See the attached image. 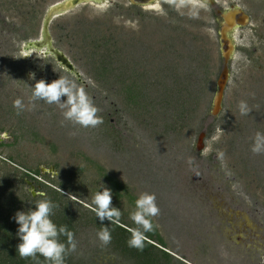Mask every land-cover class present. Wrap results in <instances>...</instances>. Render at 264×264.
<instances>
[{"label": "rangeland", "instance_id": "374dc122", "mask_svg": "<svg viewBox=\"0 0 264 264\" xmlns=\"http://www.w3.org/2000/svg\"><path fill=\"white\" fill-rule=\"evenodd\" d=\"M56 1L0 0V129L4 135L0 178L16 188L24 171L17 164L31 170L54 166L56 174L41 176L67 182L71 194L65 193L72 209L80 213L83 207L91 216L92 196L103 183L112 190V205L131 226L135 224L129 213L136 198L151 192L160 209L153 224L175 264H264V154L251 151L255 133L264 132V0L80 4L49 25L52 45L67 56L78 76L51 55L25 47L27 40L38 37L42 16ZM230 5L242 8L249 22L234 30L235 52L223 107L213 116L210 106L221 67L215 10ZM105 18V27L118 26L139 47L142 41V49L129 52L144 53V69L156 71L153 82L166 77L157 71L160 65L170 68L171 78L184 84L191 80L194 88H202V96L199 91L183 120L177 107L167 106L162 92L150 87L144 104L130 100L122 90L108 91L98 85L85 73L88 64L71 56L72 46L71 52L84 57L83 43L62 36H68L77 23H99ZM57 26L62 30L55 31ZM30 72L35 79L29 78ZM59 75L86 91L99 109L101 124L81 127L65 120L58 105L44 101H37L34 110L16 114L14 99L22 98L27 104L36 80L51 82ZM160 75L164 77L159 79ZM241 100L252 108L246 116L238 110ZM202 130L203 146L197 150ZM31 182L33 189L30 185L24 189L36 196L41 184ZM98 231L91 222L78 226L74 258L84 264H130L110 243L101 244Z\"/></svg>", "mask_w": 264, "mask_h": 264}, {"label": "trees", "instance_id": "16d2710c", "mask_svg": "<svg viewBox=\"0 0 264 264\" xmlns=\"http://www.w3.org/2000/svg\"><path fill=\"white\" fill-rule=\"evenodd\" d=\"M102 21L99 23L96 21L85 22L86 24L83 25L77 23V28L74 26L70 29L71 32L67 34L68 36H62L65 39L71 38V40H79L83 43L80 44V48L83 50L81 53L84 57L78 55L77 52H71L72 46L68 51H70L71 56L75 60L84 61L88 64L90 68L85 70L87 76L108 91H124L130 100H137L141 104H144L147 100L149 88L153 87L151 91L162 92L163 100L168 103L167 106L178 108L183 120L184 116L186 117L188 111L191 110L190 103L198 99L199 91L200 96H202V88H194L191 80L184 84L182 79L179 81L174 77L171 78L170 73H167L170 68H167V70L165 66L160 65H158L157 71H160L161 74L165 73L164 76L166 77H161L160 75L159 79L163 77L164 79L153 82V79H156V71L153 72L152 68L144 69L147 62L145 60L146 57L144 58V53L135 56L134 54L130 55L131 52H129V50L134 51L132 48H136L137 51L142 49L144 46L142 41L138 43L141 44V47L134 45L128 39V34L122 35L123 33L119 31L118 26L107 25L105 27L107 19L105 18ZM56 30H62L61 26L55 27ZM144 34L146 36L145 32ZM59 37H61L60 34ZM22 39L28 38L23 37ZM129 45L132 47L128 48L127 46ZM145 45L148 46V44ZM166 78L169 79L166 80ZM156 84L158 88H156ZM186 104L187 107L183 108L182 106H186ZM179 107H182V111H180ZM2 144L3 142L0 143V146ZM7 160L13 161L11 157H7ZM17 165L24 168V171L22 176L16 180L19 183L16 188H13L12 182H9L6 178H0V264H49L39 254L34 258H21L16 251L20 239L16 235L18 224L14 220V214L18 210L27 211L29 207H34L35 203L42 199L39 193L36 196H32L30 191L24 189V185L29 186L28 181H35L41 184V188L36 190L40 191V193H45L47 198L57 205L52 219L57 225H67L74 235L81 223L91 222L99 230L105 227L109 229L112 236L110 244L113 250L128 258L130 264H175L173 255L166 250L165 244L155 227L154 231L146 234L147 238L143 250L129 247L127 243L131 236L129 229L137 227L136 225L131 226L124 222L122 218H120L119 224H110L107 220L101 223L94 212H92V216L88 215L90 212L86 209L84 210L83 207H81L82 210L79 213L78 209H72V201L65 193L71 192L67 182L60 180L56 182L54 179L48 178L49 175L47 174L41 176L40 168L31 170L21 164ZM240 175L242 176L243 174ZM37 176L45 178L43 181H38L36 179ZM83 219L85 220L83 221ZM61 240L66 242V237L62 236ZM65 264L84 263L75 259L72 252H69L65 258Z\"/></svg>", "mask_w": 264, "mask_h": 264}, {"label": "clouds", "instance_id": "9594fccd", "mask_svg": "<svg viewBox=\"0 0 264 264\" xmlns=\"http://www.w3.org/2000/svg\"><path fill=\"white\" fill-rule=\"evenodd\" d=\"M29 78L35 79V73L30 72ZM37 101L58 105L63 109L65 120L81 127H96L103 122L97 115L99 109L86 91L78 88L67 76L59 75V78L51 82L45 79L36 80L34 85L30 86L28 103L26 104L22 98H16L13 101V108L16 114L20 115L26 110H34ZM238 110L241 116H246L250 114L252 108L246 100H241L238 103ZM251 151L254 154H264V132L255 133ZM39 195L42 199L38 200L34 207H29L27 211L18 210L14 214V220L18 224L16 235L20 239L16 251L21 258H34L39 254L49 264H65L68 253L75 251L77 247L74 233L67 225H57L52 219L57 205L47 198L45 193L41 192ZM90 207L101 223L105 220L110 224L120 223L122 212L112 205V190L103 183L93 194ZM159 213L156 195L147 191L140 193L135 200L134 209L129 213L130 220L137 226L129 229L131 233L127 241L129 247L143 250L146 234L154 231L152 218ZM62 236L66 237V242L61 240ZM97 238L101 244L108 245L112 240L111 232L105 227L97 232Z\"/></svg>", "mask_w": 264, "mask_h": 264}, {"label": "water", "instance_id": "95a60500", "mask_svg": "<svg viewBox=\"0 0 264 264\" xmlns=\"http://www.w3.org/2000/svg\"><path fill=\"white\" fill-rule=\"evenodd\" d=\"M133 3L143 0H130ZM152 1V0H149ZM212 3L213 0H205ZM89 2L103 3L105 0H59L49 5L43 16L40 26L39 35L35 39L27 40L25 47L27 49H34L42 54L51 55L58 63L64 66L71 72H74L77 76L78 72L74 70L73 64L67 58V56L59 49L52 45V36L50 34L49 25L53 18L62 15L80 4ZM219 15V41H220V55H221V67L216 78V87L211 100L210 114L217 116L223 107V98L225 89L227 87L230 77V66L235 52V44L233 39L234 30L238 27L245 26L249 22V15L245 13L242 8L237 5H231L229 8L223 11H217ZM205 137V131L198 132L195 148L200 150L203 146V140ZM4 135L0 132V143L2 142ZM48 172L51 175L57 173L54 166L40 167V173ZM28 184L33 189L34 185L31 181ZM32 195L35 192L32 190Z\"/></svg>", "mask_w": 264, "mask_h": 264}, {"label": "flooded vegetation", "instance_id": "af4514ba", "mask_svg": "<svg viewBox=\"0 0 264 264\" xmlns=\"http://www.w3.org/2000/svg\"><path fill=\"white\" fill-rule=\"evenodd\" d=\"M154 1L155 0H152V1H149V0H143V1H138V2H136V3H133L132 2V4L134 5V4H139V5H144V4H153L154 3ZM231 6V5H230ZM223 10H226V9H216L215 11H216V19H217V21H219V15L217 14V11H223Z\"/></svg>", "mask_w": 264, "mask_h": 264}]
</instances>
